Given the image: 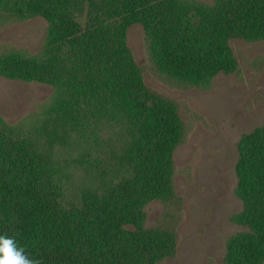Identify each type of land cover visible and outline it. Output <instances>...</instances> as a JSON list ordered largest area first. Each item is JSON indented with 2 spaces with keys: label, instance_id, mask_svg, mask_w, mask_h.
I'll list each match as a JSON object with an SVG mask.
<instances>
[{
  "label": "trees",
  "instance_id": "16d2710c",
  "mask_svg": "<svg viewBox=\"0 0 264 264\" xmlns=\"http://www.w3.org/2000/svg\"><path fill=\"white\" fill-rule=\"evenodd\" d=\"M0 2L12 17H45L41 56L50 65L69 64L71 90L85 101L88 120L110 122L92 173L98 185L76 197L54 186L31 145L0 125V234L15 236L41 264H158L175 236L145 226L144 207L171 192V154L184 131L173 103L143 85L122 31L141 25L155 66L170 77L205 78L233 67L228 40L264 38V0ZM43 61L21 64L53 81ZM86 143L90 156L92 141ZM237 148L236 220L245 230L229 236L226 264H264V125L244 134Z\"/></svg>",
  "mask_w": 264,
  "mask_h": 264
},
{
  "label": "rangeland",
  "instance_id": "374dc122",
  "mask_svg": "<svg viewBox=\"0 0 264 264\" xmlns=\"http://www.w3.org/2000/svg\"><path fill=\"white\" fill-rule=\"evenodd\" d=\"M188 1L205 6L215 2L174 3ZM3 5L0 2V125L31 145L50 168L54 186L71 197L93 190L98 185L93 168L101 159L100 138L109 134V119L88 120L85 101L71 90L69 64L60 60L50 65L41 56L49 28L45 17L15 18L2 11ZM122 36L142 69L143 85L173 103L184 131L171 154V192H162L144 207L145 226L165 228L175 236L174 249L158 264H226L229 236L245 230L236 220L242 208L236 195L237 143L264 125V38L228 40L234 59L228 72L181 79L155 66L141 25L125 26ZM24 60L35 68L46 62L53 81L33 74L21 64ZM87 139L92 141L90 156L85 154L90 149Z\"/></svg>",
  "mask_w": 264,
  "mask_h": 264
},
{
  "label": "clouds",
  "instance_id": "9594fccd",
  "mask_svg": "<svg viewBox=\"0 0 264 264\" xmlns=\"http://www.w3.org/2000/svg\"><path fill=\"white\" fill-rule=\"evenodd\" d=\"M0 264H41L32 258L15 236L0 234Z\"/></svg>",
  "mask_w": 264,
  "mask_h": 264
}]
</instances>
